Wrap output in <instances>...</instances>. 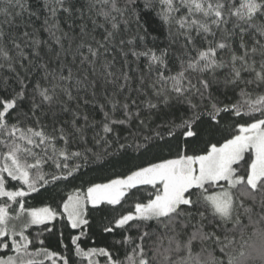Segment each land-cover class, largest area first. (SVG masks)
<instances>
[{"label": "snow or ice", "instance_id": "obj_1", "mask_svg": "<svg viewBox=\"0 0 264 264\" xmlns=\"http://www.w3.org/2000/svg\"><path fill=\"white\" fill-rule=\"evenodd\" d=\"M0 264H264V0H0Z\"/></svg>", "mask_w": 264, "mask_h": 264}, {"label": "trees", "instance_id": "obj_2", "mask_svg": "<svg viewBox=\"0 0 264 264\" xmlns=\"http://www.w3.org/2000/svg\"><path fill=\"white\" fill-rule=\"evenodd\" d=\"M41 199H42V198H41ZM30 202L33 203V204H36V206H41L39 200L30 201ZM97 243L102 244V240H100L99 238H97Z\"/></svg>", "mask_w": 264, "mask_h": 264}]
</instances>
